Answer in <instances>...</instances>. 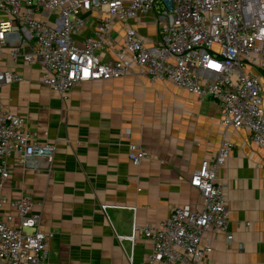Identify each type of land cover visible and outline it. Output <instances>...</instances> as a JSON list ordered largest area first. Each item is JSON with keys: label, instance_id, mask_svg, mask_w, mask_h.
I'll return each mask as SVG.
<instances>
[{"label": "crops", "instance_id": "1", "mask_svg": "<svg viewBox=\"0 0 264 264\" xmlns=\"http://www.w3.org/2000/svg\"><path fill=\"white\" fill-rule=\"evenodd\" d=\"M99 11H85V25L74 39L92 35ZM130 25L148 46L160 40L152 14ZM111 34L122 44L124 29L114 21ZM96 54L113 59L110 50ZM21 80L0 87L1 106L24 118L39 141L54 143L50 167L25 166L7 159L10 179L0 190L3 211L14 197L29 193L40 213L39 229L51 232L45 264H149L153 242L132 226L153 225L174 207L201 209L202 197L190 185L192 174L223 140L232 143L218 170L226 185L227 232L207 231L203 243L212 252L201 264H264V149L244 128L225 127L219 104L198 97L168 80L136 72L82 82L61 97L41 81V65L12 61L6 54L0 70ZM144 147L146 157L133 165L128 145ZM101 205H112L105 211ZM129 256L131 259L129 260ZM164 264V263H154Z\"/></svg>", "mask_w": 264, "mask_h": 264}, {"label": "built area", "instance_id": "2", "mask_svg": "<svg viewBox=\"0 0 264 264\" xmlns=\"http://www.w3.org/2000/svg\"><path fill=\"white\" fill-rule=\"evenodd\" d=\"M94 10L101 18L92 35L77 43L74 35L85 25L82 12ZM149 13L160 35L154 46L130 25ZM114 21L124 29L118 46L111 34ZM100 49L114 58L103 60L96 54ZM4 54L40 63L42 83L61 97L82 82L122 76L133 65L152 80L214 99L221 124L246 129L264 149V0H0V64ZM19 80L17 72L0 70V87ZM231 148L223 140L190 178L202 197L201 209L176 206L156 224L134 223L130 235L117 238L133 242L142 232L153 242L149 264H201L212 252L202 242L207 231L232 239L226 185L218 177ZM54 151V143L39 141L24 118L1 106L0 95V190L10 179L7 159L18 156L25 166L39 169L42 162L47 168ZM128 157L139 165L144 147L129 144ZM32 206L29 193L9 200L6 212L0 200V264H45L52 233L39 229L41 216Z\"/></svg>", "mask_w": 264, "mask_h": 264}, {"label": "rangeland", "instance_id": "3", "mask_svg": "<svg viewBox=\"0 0 264 264\" xmlns=\"http://www.w3.org/2000/svg\"><path fill=\"white\" fill-rule=\"evenodd\" d=\"M28 230H30V229L28 228Z\"/></svg>", "mask_w": 264, "mask_h": 264}]
</instances>
